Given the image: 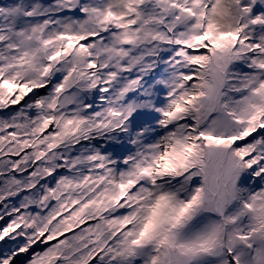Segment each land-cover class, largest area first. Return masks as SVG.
<instances>
[{"label": "snow or ice", "instance_id": "1", "mask_svg": "<svg viewBox=\"0 0 264 264\" xmlns=\"http://www.w3.org/2000/svg\"><path fill=\"white\" fill-rule=\"evenodd\" d=\"M0 264H264V0H0Z\"/></svg>", "mask_w": 264, "mask_h": 264}]
</instances>
